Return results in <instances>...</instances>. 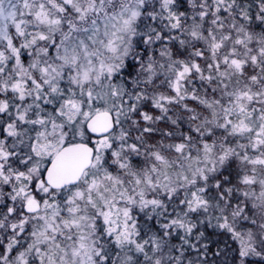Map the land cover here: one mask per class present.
<instances>
[{"label":"snow or ice","instance_id":"obj_1","mask_svg":"<svg viewBox=\"0 0 264 264\" xmlns=\"http://www.w3.org/2000/svg\"><path fill=\"white\" fill-rule=\"evenodd\" d=\"M0 264H264V0H0Z\"/></svg>","mask_w":264,"mask_h":264}]
</instances>
